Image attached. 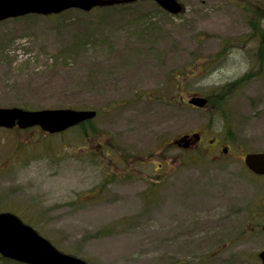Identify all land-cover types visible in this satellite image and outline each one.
Listing matches in <instances>:
<instances>
[{"label":"rangeland","instance_id":"374dc122","mask_svg":"<svg viewBox=\"0 0 264 264\" xmlns=\"http://www.w3.org/2000/svg\"><path fill=\"white\" fill-rule=\"evenodd\" d=\"M237 1L178 0L172 16L140 0L0 22V109L96 112L87 141L78 126L0 129V212L87 264L259 262L264 177L243 158L264 152V75L228 96L226 119L214 104H186L254 67L247 42L197 71L223 40L247 38ZM192 133L198 148L173 144Z\"/></svg>","mask_w":264,"mask_h":264},{"label":"water","instance_id":"95a60500","mask_svg":"<svg viewBox=\"0 0 264 264\" xmlns=\"http://www.w3.org/2000/svg\"><path fill=\"white\" fill-rule=\"evenodd\" d=\"M130 2L137 0H129ZM171 15L182 12L177 0H152ZM121 3L119 0H0V22L28 14L50 15L69 9L89 12L96 7L111 6ZM207 100L192 97L190 106L204 108ZM94 111H76L71 109L25 111L18 108L0 109V128L28 129L39 127L43 132L55 134L64 132L84 121L95 118ZM193 137L198 140L196 134ZM187 136L175 144L188 148ZM244 165L256 176H264V152L250 153L244 157ZM264 204V199H263ZM264 231V227L262 229ZM0 257L19 264H87L85 261L58 251L50 242L42 238L30 226L24 224L11 213H0ZM264 264V250L258 255Z\"/></svg>","mask_w":264,"mask_h":264},{"label":"trees","instance_id":"16d2710c","mask_svg":"<svg viewBox=\"0 0 264 264\" xmlns=\"http://www.w3.org/2000/svg\"><path fill=\"white\" fill-rule=\"evenodd\" d=\"M237 3L244 14L246 25L249 28V33L245 35L247 38L245 40L240 39L237 42L223 40L219 52L210 56L209 58L204 59L202 61L203 65H199V68H197V71L201 72L204 68H206L205 66L207 64L212 63L214 66H221L223 65L225 58L228 56L232 48L235 47V49H240V47H243V45H245L247 42H252L254 45L253 51L250 55L253 59L254 67L249 72L234 80L233 82H227L205 94L208 100L206 109L214 104L213 106L216 110H219V115L224 119L227 118L228 96L242 83L249 82L252 78L256 77V75H264V2L257 4V2L239 0ZM91 122L92 121H87L78 126L80 130L83 131L85 138L84 141H87L89 135L86 130L89 128L87 124L90 125ZM90 129L94 131L95 127ZM95 134H97V132H95ZM82 145H85V142ZM82 145L78 146L79 150L80 148L84 147ZM102 150L104 153H108L106 149ZM105 155L107 156L108 154ZM261 210L264 212V207H262Z\"/></svg>","mask_w":264,"mask_h":264},{"label":"flooded vegetation","instance_id":"af4514ba","mask_svg":"<svg viewBox=\"0 0 264 264\" xmlns=\"http://www.w3.org/2000/svg\"><path fill=\"white\" fill-rule=\"evenodd\" d=\"M200 143H202V137L199 135V140L196 143V148L199 147ZM209 145L212 143V141H208ZM209 145H204L203 150H206ZM243 262L235 263V264H242ZM250 264V262H248ZM256 264H261V262H256Z\"/></svg>","mask_w":264,"mask_h":264}]
</instances>
